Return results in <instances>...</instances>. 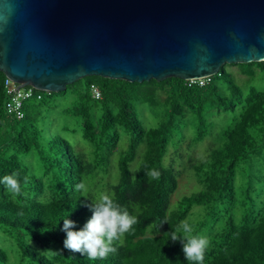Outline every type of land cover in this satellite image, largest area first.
Listing matches in <instances>:
<instances>
[{
    "label": "trees",
    "instance_id": "16d2710c",
    "mask_svg": "<svg viewBox=\"0 0 264 264\" xmlns=\"http://www.w3.org/2000/svg\"><path fill=\"white\" fill-rule=\"evenodd\" d=\"M238 64L247 76L264 74V60ZM4 79L0 71V178L17 173L26 194L13 196L0 184V264H194L180 241L170 239L182 235L177 226L183 221L209 240L203 264H264V90L244 92L225 64L203 86L177 77L130 82L85 76L60 91L75 95L66 111L78 118L91 147L85 158L61 134L42 135L45 97L57 92L38 90L41 98L27 100L23 118L16 119L5 110ZM91 83L100 98L92 96ZM138 104L160 114L156 126H144ZM221 111L230 120L216 131L215 145L191 164L198 189L172 205L180 171L165 162L169 149L179 151L186 130L188 148L211 135L212 115ZM120 130L127 141L117 151L116 179L101 183ZM150 169L160 172L159 179L146 174ZM79 184L87 190H78ZM95 186H107L138 223L115 242V254L93 261L64 248L61 228L64 218L75 221L76 230L83 227L92 215L85 204L101 196ZM194 210L199 212L192 216Z\"/></svg>",
    "mask_w": 264,
    "mask_h": 264
},
{
    "label": "water",
    "instance_id": "95a60500",
    "mask_svg": "<svg viewBox=\"0 0 264 264\" xmlns=\"http://www.w3.org/2000/svg\"><path fill=\"white\" fill-rule=\"evenodd\" d=\"M261 60L264 0H0V71L19 86L188 80Z\"/></svg>",
    "mask_w": 264,
    "mask_h": 264
},
{
    "label": "rangeland",
    "instance_id": "374dc122",
    "mask_svg": "<svg viewBox=\"0 0 264 264\" xmlns=\"http://www.w3.org/2000/svg\"><path fill=\"white\" fill-rule=\"evenodd\" d=\"M241 64L238 63H225L226 69L231 73L232 79L241 87L244 92L249 91L250 88H257L264 90V74L261 71H258L254 74L253 77L247 76L244 73L239 71ZM221 82V81H220ZM225 85V83H222ZM41 91V90H40ZM48 92V91H47ZM75 101V95L71 93L70 90L65 92H57L51 96L45 97V104L42 108L41 114L39 116L38 124L42 129V135L48 137L51 134H61L68 141H70L73 149L82 154L85 158H89L91 153V147L89 143L81 136V132L78 125V118L71 113H68L66 110L68 107L72 106ZM136 112L144 124L145 127L156 126L159 119V113L151 110L146 104H138L136 107ZM159 114V115H158ZM229 112L224 115L221 111L220 113L216 112L212 115V118L216 122V128L211 135H207L203 140L197 142L187 147L186 141L190 136V131L186 130V140L183 141L180 145L179 151H174L173 148H170L165 162L172 163L174 167L180 171V176L178 178V187L171 195V204L175 202L184 194H190L191 192L198 189L199 184L196 181L194 176L193 169L191 164L201 159L206 155L209 148L215 145V136H217L218 129L227 121L230 120ZM120 134V139L117 145V149L110 156V163L107 168V172L104 173L102 179L107 182H113L116 178L117 168L116 160L118 157V152L121 149L126 147L127 135L122 131ZM144 146H140V152L143 151ZM118 151V152H117ZM91 154V155H90ZM134 161L131 164L132 170H135ZM101 189L99 195L109 194V188L107 186H95V190ZM97 192V191H94ZM195 216L199 210H194Z\"/></svg>",
    "mask_w": 264,
    "mask_h": 264
},
{
    "label": "clouds",
    "instance_id": "9594fccd",
    "mask_svg": "<svg viewBox=\"0 0 264 264\" xmlns=\"http://www.w3.org/2000/svg\"><path fill=\"white\" fill-rule=\"evenodd\" d=\"M146 174L152 179L160 177V172L156 169H150ZM0 184H3L13 196L26 194L22 192L17 173L0 178ZM24 184L25 186L28 184L27 177L24 178ZM77 189L87 190L84 184L77 185ZM85 206L92 215L82 228L76 230L75 221L68 218L63 219L61 228V231L65 233L63 246L71 252L86 255L89 260L105 259L109 254L116 253L115 242L132 230L138 220L108 194H102L96 202L86 203ZM181 230L182 235L173 233L170 239L173 242L180 241L184 257L188 262L203 264L209 240L205 236L194 234L193 227L187 221L177 226V231Z\"/></svg>",
    "mask_w": 264,
    "mask_h": 264
},
{
    "label": "built area",
    "instance_id": "2783aa9c",
    "mask_svg": "<svg viewBox=\"0 0 264 264\" xmlns=\"http://www.w3.org/2000/svg\"><path fill=\"white\" fill-rule=\"evenodd\" d=\"M210 78L211 76H204L196 79H188L186 81L189 85L197 84L198 86H203L210 81ZM3 86L6 95V100H5L6 113L14 116L16 119L23 118L24 116L23 105L27 100L32 98H36V99L41 98V92H39L34 87L29 85L19 86L17 85L16 82H14L8 77H5ZM89 88L94 98L97 99L101 97L100 91L94 83H91Z\"/></svg>",
    "mask_w": 264,
    "mask_h": 264
}]
</instances>
